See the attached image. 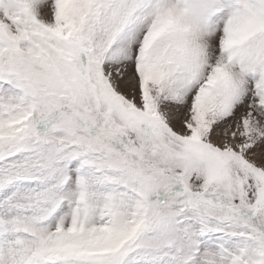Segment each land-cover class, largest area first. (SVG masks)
Segmentation results:
<instances>
[{"label":"snow or ice","instance_id":"obj_1","mask_svg":"<svg viewBox=\"0 0 264 264\" xmlns=\"http://www.w3.org/2000/svg\"><path fill=\"white\" fill-rule=\"evenodd\" d=\"M0 264H264V0H0Z\"/></svg>","mask_w":264,"mask_h":264}]
</instances>
